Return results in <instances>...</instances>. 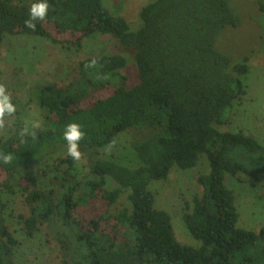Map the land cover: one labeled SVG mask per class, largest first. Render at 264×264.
Instances as JSON below:
<instances>
[{"label":"trees","instance_id":"16d2710c","mask_svg":"<svg viewBox=\"0 0 264 264\" xmlns=\"http://www.w3.org/2000/svg\"><path fill=\"white\" fill-rule=\"evenodd\" d=\"M35 2L0 0V32L77 51L96 34L111 35L134 52L139 81L128 86L122 55L83 59L65 85L35 93L43 128L0 139V152L13 156L10 164L0 162V192L21 194L28 213L18 219L26 237L44 230L59 246V264H264V227L238 226L237 197L227 184V175L252 186L264 177V143L242 130H221L229 124L226 110L247 95L251 70L248 58L234 62L216 46L223 30L242 24L230 0H155L142 7L136 32L102 0H48L46 19L32 30L25 20ZM72 122L86 133L83 177L77 161L62 155ZM125 133L132 135L137 166L102 152ZM53 154L45 169L42 162ZM202 154L210 172L198 177L203 193L183 214L200 243L194 247L179 241L150 185L175 168H196ZM8 208L0 193V264H17L20 241L7 223Z\"/></svg>","mask_w":264,"mask_h":264},{"label":"rangeland","instance_id":"374dc122","mask_svg":"<svg viewBox=\"0 0 264 264\" xmlns=\"http://www.w3.org/2000/svg\"><path fill=\"white\" fill-rule=\"evenodd\" d=\"M104 7L112 14L124 17L132 32L141 27L140 11L143 6L155 0H102ZM234 10L241 17L238 28H226L217 39V48L231 56L234 62L248 58L251 67L245 77L247 95L242 102H236L226 110L229 124L221 130L244 131L264 143V0H230ZM100 55H122L128 64L123 73L128 77V86L134 87L138 81V70L134 63V52L123 46L120 40L111 35L96 34L86 39L83 49L62 48L51 41L30 35L12 36L0 32V83L11 94L16 113L8 118L6 127L0 130V139L6 140L17 132H24L33 122L38 128L45 126L44 111L37 100L39 87L43 85H65L74 73L75 65L88 57ZM106 157L115 158L123 163L137 166L138 159L132 147V135L119 136L114 146L104 149ZM61 154V153H59ZM62 155H68L66 152ZM53 154L42 162L45 169L56 159ZM75 170L83 177L89 172L87 161H77ZM210 166L206 154H202L199 164L191 170L174 169L166 180L153 181L150 189L156 195V207L172 216V223L177 238L184 244L198 247L200 243L187 231L183 214L195 195L203 193V186L198 182L202 174H209ZM227 184L234 190L240 213L238 226L247 230L258 231L264 227V177L252 186L227 175ZM111 187L115 184L110 183ZM8 203L7 223L20 241L15 250L17 264H59L61 251L55 240L43 230L33 238L23 233L18 215L27 214L21 194L0 192ZM122 204L124 198H122ZM120 205V207H121Z\"/></svg>","mask_w":264,"mask_h":264},{"label":"clouds","instance_id":"9594fccd","mask_svg":"<svg viewBox=\"0 0 264 264\" xmlns=\"http://www.w3.org/2000/svg\"><path fill=\"white\" fill-rule=\"evenodd\" d=\"M50 5L48 0H37L32 3L28 12V19L25 20V26L29 29L35 30L36 21H44L48 15ZM97 61L93 59L89 63V67H94ZM16 113V106L12 103L11 94L8 92L7 87L0 83V130L5 129L6 121ZM31 127L33 129L38 128L39 124L33 122ZM27 125L22 135H28ZM32 138L36 137L35 131L30 133ZM86 136L85 131L82 130V126L79 123L72 122L65 126L63 133V139L67 143V154L74 161H80L82 159V152L80 151V141ZM113 145H109L111 148ZM13 160L11 153L0 152V162L3 164H10Z\"/></svg>","mask_w":264,"mask_h":264}]
</instances>
